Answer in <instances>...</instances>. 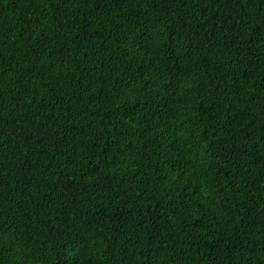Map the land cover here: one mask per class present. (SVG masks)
Instances as JSON below:
<instances>
[{
  "label": "trees",
  "instance_id": "16d2710c",
  "mask_svg": "<svg viewBox=\"0 0 264 264\" xmlns=\"http://www.w3.org/2000/svg\"><path fill=\"white\" fill-rule=\"evenodd\" d=\"M0 264H264V0H0Z\"/></svg>",
  "mask_w": 264,
  "mask_h": 264
}]
</instances>
